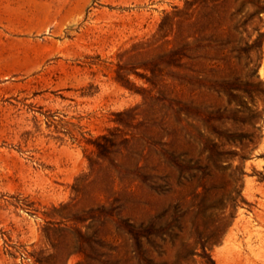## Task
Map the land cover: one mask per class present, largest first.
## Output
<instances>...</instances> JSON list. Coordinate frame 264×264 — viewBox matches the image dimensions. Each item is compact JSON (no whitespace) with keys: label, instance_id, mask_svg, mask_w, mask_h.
<instances>
[{"label":"rangeland","instance_id":"obj_1","mask_svg":"<svg viewBox=\"0 0 264 264\" xmlns=\"http://www.w3.org/2000/svg\"><path fill=\"white\" fill-rule=\"evenodd\" d=\"M187 1L0 0V264H264V12Z\"/></svg>","mask_w":264,"mask_h":264},{"label":"trees","instance_id":"obj_2","mask_svg":"<svg viewBox=\"0 0 264 264\" xmlns=\"http://www.w3.org/2000/svg\"><path fill=\"white\" fill-rule=\"evenodd\" d=\"M219 3L220 1L218 0H190L185 3L183 9H177L172 17L182 18L190 9L193 10L194 8H202L208 5L216 6ZM234 3L236 7L234 11L230 13V18L234 19L238 26L244 27L251 25L252 30L256 32V37L251 41V46H258L259 48L260 40L263 37V32L260 31L259 21L260 14L264 12V0H234ZM245 7H248L250 11L244 10ZM240 174H243V171H240ZM237 195L240 196L239 193H237ZM230 201L236 206L237 196L230 198ZM225 208V206H220L218 208L220 212L216 215L217 220H215V224H212L209 228L201 229L198 225L195 227L194 247H191L193 242L185 244L186 255L189 257L198 256L200 258L198 264H215L205 244L218 242L223 234L225 226L229 223V219L234 217L232 212L225 215ZM190 261H194V259L187 260L185 258H180V260L176 261L174 264H189Z\"/></svg>","mask_w":264,"mask_h":264}]
</instances>
